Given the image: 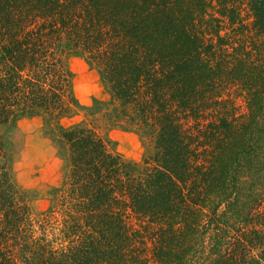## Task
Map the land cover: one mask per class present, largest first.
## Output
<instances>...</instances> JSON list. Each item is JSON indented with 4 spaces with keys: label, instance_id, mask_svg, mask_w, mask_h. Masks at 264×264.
Instances as JSON below:
<instances>
[{
    "label": "trees",
    "instance_id": "trees-1",
    "mask_svg": "<svg viewBox=\"0 0 264 264\" xmlns=\"http://www.w3.org/2000/svg\"><path fill=\"white\" fill-rule=\"evenodd\" d=\"M80 52L156 150L138 171L62 127L38 213L4 129L72 113ZM0 264H264V0H0Z\"/></svg>",
    "mask_w": 264,
    "mask_h": 264
},
{
    "label": "rangeland",
    "instance_id": "rangeland-1",
    "mask_svg": "<svg viewBox=\"0 0 264 264\" xmlns=\"http://www.w3.org/2000/svg\"><path fill=\"white\" fill-rule=\"evenodd\" d=\"M66 62L74 80L72 113L60 118L25 116L4 129L13 177L38 213L58 205L68 173V153L59 142L62 127L94 129L111 151L138 171L146 169L156 150L153 132L114 97L97 63L82 52L70 53Z\"/></svg>",
    "mask_w": 264,
    "mask_h": 264
}]
</instances>
